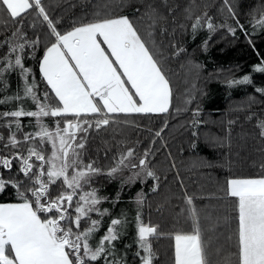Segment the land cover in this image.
Returning <instances> with one entry per match:
<instances>
[{
	"label": "snow or ice",
	"instance_id": "obj_1",
	"mask_svg": "<svg viewBox=\"0 0 264 264\" xmlns=\"http://www.w3.org/2000/svg\"><path fill=\"white\" fill-rule=\"evenodd\" d=\"M221 11H226L235 26L227 19L216 24L207 12L193 16L188 11L192 38L205 28L209 33L203 41L205 48L218 29L232 35L238 29L248 34L231 0H222ZM0 13L7 18L0 24V84L6 88L4 77L12 72H18L23 82L22 94L18 91L0 99V105L10 101L18 104L14 110L0 111V121H4L0 129L8 132L7 139L0 132V195L10 187L15 196L12 202H0V264H127V251L133 244L139 264H154L152 240L162 235L174 240L173 264H213L209 251L212 240L202 235L193 197L185 194L192 220V229L187 232L162 233L158 224L146 221L143 189L128 201L135 205L134 216L124 209L113 214L125 186L143 184L151 178L150 191H157L159 176L148 161L151 149H145L135 163V150L128 148L107 170L97 167L95 161H84L92 129L99 131L114 123L120 114L169 112L170 82L129 17H101L97 13L96 19L74 23L70 30L61 32V21L49 15L43 0H0ZM29 13L33 16L32 27L39 22L46 26L50 37L38 60L39 82L24 62L40 44L39 36L29 39L24 32ZM250 15L254 27L264 29V3ZM7 21L15 28L10 34ZM172 47L176 49L173 55L185 51ZM253 71L264 73V58ZM40 82L45 85L42 93ZM224 83L228 87L252 85L253 80L244 75ZM254 90L264 95V87ZM25 100H31L34 110L24 107ZM199 115V108L193 110V125L199 123ZM21 118H35V125L30 121L29 126L36 130L24 132ZM44 118H51L54 127ZM257 127L264 137V120ZM163 130L156 131L153 139ZM125 170L130 173L126 177ZM100 176L120 180L115 197L101 195L94 186ZM226 193L236 200L235 264H264V174L227 179ZM106 202L111 207H102ZM130 225L135 235L132 242L125 243ZM101 231L103 234L96 239ZM120 243L124 255L117 247ZM219 264H233L232 257H223Z\"/></svg>",
	"mask_w": 264,
	"mask_h": 264
},
{
	"label": "trees",
	"instance_id": "obj_2",
	"mask_svg": "<svg viewBox=\"0 0 264 264\" xmlns=\"http://www.w3.org/2000/svg\"><path fill=\"white\" fill-rule=\"evenodd\" d=\"M43 3L49 15L61 21V32L70 30L74 23L96 19L97 13L101 17H129L170 82L172 98L168 113L120 114L114 118V123L99 131L92 129L88 136L84 161H95L97 167L105 170L112 167L119 154L128 148L135 150L133 162L143 155L145 149H151L148 161L159 176L157 191H150L153 186L151 178L143 184L136 182L131 187L125 186L121 202L113 209V214L124 209L130 217L134 216L135 205L128 201L143 189L146 221L158 224L162 233L191 231L190 206L185 203L187 194L193 197L203 237L212 240L209 251L213 264H219L227 256H231L235 264L236 200L227 196L226 181L264 174V137L260 136L257 127L258 122L264 120V95L254 90L255 87H264V73L253 71V67L264 58V29L254 27L250 15L264 0H231L240 24L245 26L248 34L238 29L232 35L226 29H218L211 34L206 48L203 41L208 39L209 33L205 28L198 31L195 39L192 38L188 11L193 16L207 12L216 24L227 19L235 26L226 11H221L222 0H43ZM6 19L0 13V24ZM32 24L33 16L29 13L24 32L29 39L39 36L40 44L35 54L31 58L26 56L24 62L39 82L38 60L50 37L46 26L39 22L35 27ZM7 25L10 34L15 28L11 21H7ZM172 45L185 51L173 55L176 49ZM244 75L251 76L252 85L228 87L224 83L227 79H240ZM4 80L7 87L0 84V99L14 96L18 91L22 94L23 82L18 72L6 74ZM39 90L41 93L45 90L43 82L39 83ZM17 106L16 101H10L0 105V111L14 110ZM24 107L34 110L31 100H25ZM197 108L200 110L199 123L193 125V110ZM44 120L54 125L51 118ZM30 121L35 125V118H21L24 132L36 130L29 126ZM161 128L164 129L161 136L154 140L155 132ZM0 132L7 139V129H0ZM4 175L9 173L5 171ZM120 183L119 179L100 176L95 179L94 186L100 189L101 195L115 197L120 191ZM14 199L10 187L0 195V202ZM102 207H111V204L106 202ZM127 232L123 242L130 243L134 228L130 225ZM102 234V231L98 233L96 239ZM152 244L156 253L154 264H173L174 240L170 235L153 238ZM117 247L124 255L123 243ZM135 251L133 244L127 251V264H132L129 260L137 259Z\"/></svg>",
	"mask_w": 264,
	"mask_h": 264
},
{
	"label": "rangeland",
	"instance_id": "obj_3",
	"mask_svg": "<svg viewBox=\"0 0 264 264\" xmlns=\"http://www.w3.org/2000/svg\"><path fill=\"white\" fill-rule=\"evenodd\" d=\"M185 81H186V80H185ZM184 101H186V99H184ZM53 127H54V125H53ZM135 163H138V160H136ZM129 174H130V173H129L127 170H125L124 173H123L124 176H128ZM134 235H135V234H134ZM129 261H131L132 264H139L138 259H132V260H129Z\"/></svg>",
	"mask_w": 264,
	"mask_h": 264
}]
</instances>
